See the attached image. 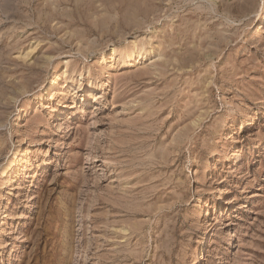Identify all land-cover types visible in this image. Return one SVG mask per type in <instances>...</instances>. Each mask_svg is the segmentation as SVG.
I'll return each instance as SVG.
<instances>
[{
    "label": "rangeland",
    "instance_id": "rangeland-1",
    "mask_svg": "<svg viewBox=\"0 0 264 264\" xmlns=\"http://www.w3.org/2000/svg\"><path fill=\"white\" fill-rule=\"evenodd\" d=\"M264 0H0V264H264Z\"/></svg>",
    "mask_w": 264,
    "mask_h": 264
},
{
    "label": "bare ground",
    "instance_id": "bare-ground-1",
    "mask_svg": "<svg viewBox=\"0 0 264 264\" xmlns=\"http://www.w3.org/2000/svg\"><path fill=\"white\" fill-rule=\"evenodd\" d=\"M262 24H264V21H263V23ZM263 27L262 28H259V31H262L263 30V28H264V25H262Z\"/></svg>",
    "mask_w": 264,
    "mask_h": 264
}]
</instances>
